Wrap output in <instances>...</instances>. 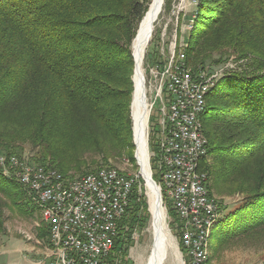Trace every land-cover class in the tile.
<instances>
[{
  "label": "trees",
  "instance_id": "trees-1",
  "mask_svg": "<svg viewBox=\"0 0 264 264\" xmlns=\"http://www.w3.org/2000/svg\"><path fill=\"white\" fill-rule=\"evenodd\" d=\"M151 1L0 0V155L28 145L34 163L68 180L134 163L131 44ZM186 42L192 74L236 65L218 79L200 117L207 157L198 171L210 194L242 196L220 215L212 248L264 247V0H198ZM131 200L115 250L141 208L147 215L138 189ZM28 203L22 186L0 172V237L3 209L32 217L37 209Z\"/></svg>",
  "mask_w": 264,
  "mask_h": 264
},
{
  "label": "built area",
  "instance_id": "built-area-1",
  "mask_svg": "<svg viewBox=\"0 0 264 264\" xmlns=\"http://www.w3.org/2000/svg\"><path fill=\"white\" fill-rule=\"evenodd\" d=\"M193 2L197 5L198 0ZM184 16L178 14L171 42L162 39L160 55L147 70L146 135L149 143L150 117L156 110L159 137L156 152L150 155L161 199L170 203L179 224L183 264H209L211 233L220 213L206 174L198 171L200 161L207 157L200 117L207 95L234 64L194 74L186 69L181 51L185 44L179 51L177 35L179 20ZM193 20L194 13L187 21L188 32ZM121 165L130 163L123 160ZM0 172L32 196L47 229L42 255L32 264H115V242L127 231L124 219L131 207L132 192H143L140 173L130 175L121 169L102 167L67 180L54 169L16 156H0Z\"/></svg>",
  "mask_w": 264,
  "mask_h": 264
},
{
  "label": "rangeland",
  "instance_id": "rangeland-1",
  "mask_svg": "<svg viewBox=\"0 0 264 264\" xmlns=\"http://www.w3.org/2000/svg\"><path fill=\"white\" fill-rule=\"evenodd\" d=\"M168 1V8L165 9L162 7V12L159 15L157 21L154 24L152 36L150 42L146 48L142 71L144 76V91L146 97L147 88V70L154 62L157 61L160 51H161V41L162 39L169 43L172 40L173 32L177 25V16L179 13H182L185 16L182 19L181 26L178 28V49H182L180 45L185 44L188 36V19L190 15L195 12L196 5L193 0H165ZM164 1V3H165ZM152 3V1H151ZM151 5V4H150ZM149 5V7H150ZM164 5V4H163ZM139 27V26H138ZM133 42L131 44V56L133 57ZM185 48V47H184ZM183 51V50H181ZM233 65V64H232ZM236 68V65H234ZM134 75V71H133ZM133 78V77H132ZM134 88V85H133ZM134 92V90H133ZM148 97V94H147ZM133 99V93H132ZM132 99L130 105V116L132 119ZM147 103V102H146ZM158 114L156 110L152 113L150 117L149 124V143H148V153H149V167L151 171V178L159 185V180L155 173V163L151 158V153L156 152V144L159 137V127H158ZM133 120H132V136H133ZM134 144V137H133ZM22 151H16L14 155H0V156H16L17 158L26 157L30 158L35 155L37 151H33L32 148L28 145L22 146ZM135 154V150H134ZM134 158V155H133ZM210 161L213 159L209 158ZM95 160H99L96 158ZM135 160V158H134ZM111 164V163H110ZM152 164V167H151ZM112 165V164H111ZM114 168L121 169V172L130 175H139V168L136 160L133 164L129 166L121 165L120 160L116 165H113ZM153 168V169H152ZM84 176V175H83ZM82 176H76L71 180L78 179ZM141 182L143 183V192L144 199L147 200L148 205V191L145 187V183L142 178ZM68 180V179H67ZM209 184L212 185L211 178ZM25 191V190H24ZM26 192V191H25ZM213 196L217 199L219 204V213L221 216L229 214L237 205L242 202L241 195H232V196H219L213 191ZM29 203L27 207L35 206V203L32 201V196L26 192ZM139 194H141L139 192ZM141 201V200H140ZM28 202V201H27ZM139 202V200H138ZM162 207L165 213L167 230L169 232L170 238L174 245L175 254L172 251L169 252L166 264H183L184 260V250L180 244L179 239V224L175 219L174 213L171 209L170 203L164 198L161 199ZM36 207V206H35ZM37 209V208H36ZM138 219L135 221L134 229L130 232L128 236V241H124V245L119 247L115 255V264H139L141 257L145 259L152 245V239L150 234V221L151 217L148 213L147 215L142 214V208L138 213ZM38 211L33 212L32 217H25L20 215L15 210H9L7 208L3 209V220H4V229L5 236L0 237V264H32V262L37 261L43 252V245L46 242V234L42 235L40 230H45L43 221L40 219ZM223 223L221 222L218 227L211 233V250H210V263L209 264H264V247L259 246H249V245H232L228 248L213 250L212 244L213 240L218 236L219 230H222ZM31 238V239H30ZM147 254V255H146ZM179 259V260H178Z\"/></svg>",
  "mask_w": 264,
  "mask_h": 264
},
{
  "label": "bare ground",
  "instance_id": "bare-ground-1",
  "mask_svg": "<svg viewBox=\"0 0 264 264\" xmlns=\"http://www.w3.org/2000/svg\"><path fill=\"white\" fill-rule=\"evenodd\" d=\"M165 0H152L150 7L142 21L140 22L136 37L133 42L134 56V93L132 99V120H133V137L135 146V160L137 162L139 173L146 179V189L148 191V212L151 217L150 234L152 245L148 255L143 259L141 257L139 264H166L169 252L175 254L174 245L167 230L165 213L162 203L159 202L157 194L148 182L149 176V153L147 143V103L144 91V79L142 65L146 48L150 42L153 27L159 15ZM177 258V255L175 254ZM179 260V259H178Z\"/></svg>",
  "mask_w": 264,
  "mask_h": 264
},
{
  "label": "water",
  "instance_id": "water-1",
  "mask_svg": "<svg viewBox=\"0 0 264 264\" xmlns=\"http://www.w3.org/2000/svg\"><path fill=\"white\" fill-rule=\"evenodd\" d=\"M138 31V30H137ZM137 34V33H136ZM136 37V36H135ZM135 39V38H134ZM134 41V40H133ZM133 58H134V56H133ZM135 66V65H134ZM141 79H142V81H144V79L141 77ZM132 81H133V78H132ZM134 83V82H133ZM134 93V92H133ZM134 158H135V154H134ZM148 170H149V176H148V182L151 184V186L153 187V189H154V191H155V193L157 194V197H158V199H159V202H161V196H160V192H159V188H158V186L156 185V183L152 180V178H151V174H150V169H149V167H148ZM142 178H143V181H144V183H145V185H146V179H145V177L142 175Z\"/></svg>",
  "mask_w": 264,
  "mask_h": 264
}]
</instances>
